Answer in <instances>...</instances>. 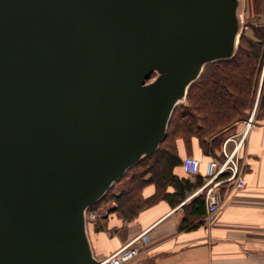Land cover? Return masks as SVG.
Listing matches in <instances>:
<instances>
[{"label":"water","instance_id":"water-1","mask_svg":"<svg viewBox=\"0 0 264 264\" xmlns=\"http://www.w3.org/2000/svg\"><path fill=\"white\" fill-rule=\"evenodd\" d=\"M239 2L0 0V264H96L88 208L235 53Z\"/></svg>","mask_w":264,"mask_h":264},{"label":"trees","instance_id":"trees-1","mask_svg":"<svg viewBox=\"0 0 264 264\" xmlns=\"http://www.w3.org/2000/svg\"><path fill=\"white\" fill-rule=\"evenodd\" d=\"M245 2L248 9L249 0ZM254 2L258 9L253 12H263L262 0ZM245 23L250 32L241 31L232 57L207 64L189 86L185 100L174 109L158 148L128 168L87 212L99 202L114 199L117 218L129 222L156 200L177 205L203 182L202 174L191 180L176 172L183 159L178 141L183 144L184 157L194 156L193 148L198 147L204 158H210L235 128V122L246 119L254 105V118L264 119V24ZM262 70L263 81L259 85ZM148 184L154 186V192L144 197L142 191ZM168 187L173 191H167ZM182 207L184 217L179 230L199 226L205 214L204 193L195 195Z\"/></svg>","mask_w":264,"mask_h":264},{"label":"crops","instance_id":"crops-1","mask_svg":"<svg viewBox=\"0 0 264 264\" xmlns=\"http://www.w3.org/2000/svg\"><path fill=\"white\" fill-rule=\"evenodd\" d=\"M245 5L243 0L242 7ZM244 148L246 187L224 200L207 224L179 230L182 204L195 197L187 198L189 194L175 206L159 199L129 222L102 214L96 229L87 226L93 256L103 258L133 240L140 251L135 264H264V122L252 127ZM178 151L183 158L181 141ZM198 152L202 159L198 147L192 155L198 156ZM175 170L191 180L202 174L188 176L181 167ZM153 192L154 186L148 184L142 195L149 197Z\"/></svg>","mask_w":264,"mask_h":264},{"label":"built area","instance_id":"built-area-1","mask_svg":"<svg viewBox=\"0 0 264 264\" xmlns=\"http://www.w3.org/2000/svg\"><path fill=\"white\" fill-rule=\"evenodd\" d=\"M256 106L249 117L244 119V125L237 133L227 136L217 151V156L207 160L205 169L201 171V161L195 156H185L181 162V168L188 176L202 173V184L193 190L187 198L201 192L204 193L205 214L209 218L222 204L223 195H229L236 189L245 187L246 162L242 155V146L250 130L254 126ZM88 213V212H87ZM86 213V223L88 221ZM139 248L135 241L131 240L119 249L103 258H97L96 264H135L139 255Z\"/></svg>","mask_w":264,"mask_h":264},{"label":"rangeland","instance_id":"rangeland-1","mask_svg":"<svg viewBox=\"0 0 264 264\" xmlns=\"http://www.w3.org/2000/svg\"><path fill=\"white\" fill-rule=\"evenodd\" d=\"M244 2H245V0H244ZM248 4L250 5L248 9L246 8V5H245V8H243L242 7L243 0H242V2L240 0L239 5H238V9H237V17L240 19V23H242L240 31H246L247 33H249L250 31H249V27L246 25L245 21L254 23L255 25L264 24V10H263V12L260 11L258 13H254L253 12L254 11L253 9H258V5H256V3L254 2V0H249V3ZM262 6H264V0H262ZM259 7H261V6H259ZM242 19H243V22H241ZM152 78L153 77H151V79ZM148 81H149V79H148ZM262 81H263V70H262V73L260 75L259 85L262 83ZM254 106H256V105H254ZM253 109H254V107H253ZM261 122H264V119H255L254 118V126L258 125ZM243 125H244V119L236 121L235 122V128L230 131L231 133L228 132L229 135L232 134V133L233 134L237 133L238 130H241L242 129ZM246 139L243 142V146H242V150H241L243 156L245 154L244 153V151H245V148L244 147H245ZM187 156H190V155H187ZM194 156L200 159L201 166L203 167V169H205V165H206L207 160L211 158V157L210 158H204V157H202V159H201L200 158L201 156L199 157V152H198V156H196V155H194ZM245 173L246 172L244 171V174ZM244 178H245V175H244ZM245 187H246V184H245ZM244 188H242V189H244ZM242 189H236V190L232 191L229 195L228 194L227 195H223V200H222V204L220 205V208L215 213H213L210 217L216 215L220 211L221 207L223 206V204L225 202L224 200H226L230 195H232V193L238 192V191H240ZM116 204H117V202L114 199H108L106 201H102V202H99L98 204H96L94 206V208L91 209V210H89V212L87 213V218H88L87 225H88V227L93 228V229H96L97 228L98 222H99V215L104 214L105 215V218H108V217H111V216H114V215L116 216V214L114 212V209H115ZM116 218H117V216H116ZM209 218L203 217V219L201 220V223L199 225L207 224Z\"/></svg>","mask_w":264,"mask_h":264},{"label":"bare ground","instance_id":"bare-ground-1","mask_svg":"<svg viewBox=\"0 0 264 264\" xmlns=\"http://www.w3.org/2000/svg\"><path fill=\"white\" fill-rule=\"evenodd\" d=\"M96 219V218H95ZM88 230V229H87ZM87 233H88V231H87ZM95 259H97L96 257H95Z\"/></svg>","mask_w":264,"mask_h":264}]
</instances>
